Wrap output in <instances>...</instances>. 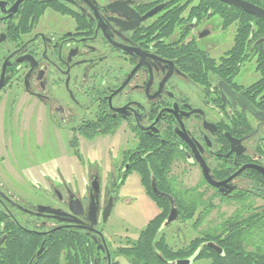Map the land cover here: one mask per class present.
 <instances>
[{
    "label": "flooded vegetation",
    "instance_id": "flooded-vegetation-1",
    "mask_svg": "<svg viewBox=\"0 0 264 264\" xmlns=\"http://www.w3.org/2000/svg\"><path fill=\"white\" fill-rule=\"evenodd\" d=\"M100 142L115 155L88 160ZM132 175L178 261L264 264V18L217 0H0V264H130L120 250L146 226L116 247L101 214Z\"/></svg>",
    "mask_w": 264,
    "mask_h": 264
},
{
    "label": "trees",
    "instance_id": "trees-1",
    "mask_svg": "<svg viewBox=\"0 0 264 264\" xmlns=\"http://www.w3.org/2000/svg\"><path fill=\"white\" fill-rule=\"evenodd\" d=\"M211 8L215 9L218 13L224 14L222 11L226 10L227 7L223 6L222 4L215 3L214 5H210ZM239 12V11H237ZM240 18L239 28H238V35L236 41H243L245 38L246 30H248V21L249 19L245 18V14L242 12L236 13ZM226 21V19H225ZM227 22V21H226ZM238 45L236 47V50ZM241 46L239 45V49ZM164 159L163 158H155L151 164V173L154 175L155 179L157 180L159 186H164L167 184L164 178ZM142 173V179L144 184L148 186L149 184V170L144 165ZM160 203H163L160 201ZM160 226V221L156 219L155 221L149 223L146 228L141 232L138 240L132 244L131 248L122 249L120 253L124 255L129 260L130 264H174L184 256L180 255L179 253H173L169 250L163 240H158L156 238L157 230ZM73 243L72 246L76 247V243L79 244V239L74 237L72 239L68 238L64 235H58V244L57 250L64 247V244ZM209 242V241H202ZM208 249H204L200 255V259H205L207 261H211L212 264H252V258L244 259H235L228 257L226 259L218 258L217 256L213 258V256L209 253Z\"/></svg>",
    "mask_w": 264,
    "mask_h": 264
},
{
    "label": "rangeland",
    "instance_id": "rangeland-1",
    "mask_svg": "<svg viewBox=\"0 0 264 264\" xmlns=\"http://www.w3.org/2000/svg\"><path fill=\"white\" fill-rule=\"evenodd\" d=\"M213 22L217 26L220 25V20L217 18H215ZM229 30L232 32H231V36L228 39V42L225 43L226 50L229 49L233 44V35H234L235 27H231ZM89 148L91 150L89 151V156H87L86 158H88V160L90 161L99 158L97 154L98 152L105 153L109 151L112 157L113 154L115 155V145H113L112 143L100 142L98 145L96 146L93 145L90 146ZM92 148H94V150H92ZM104 157L105 156H100V158H104ZM81 178H84V174L75 175L70 179H72V181L76 183L78 180L82 181ZM140 194H141V189L138 184V179L136 178V176L133 175L130 176V178H128L125 186L122 189H120V191H118L117 195L116 193L112 194L114 197L113 209L106 222L105 232L107 233L106 238L109 237V239L113 241L116 247L124 246L125 237H127V239L133 240L136 236L135 235L136 232L138 234L142 229H144L146 223L152 218L148 204L143 202L140 203V201L135 202V198L140 196ZM79 195L80 197L82 196L84 197L86 194L84 191H81ZM212 217L213 215L210 216L209 214L206 222H209V220H211ZM190 227L191 225H188L186 228L187 231H185L188 234V236L190 234L188 230ZM167 233H168L167 240L169 244H172L175 247H177L175 241L173 240L174 238L172 239V232L168 231ZM110 234L118 235V236L120 235L121 237L117 238V236L116 237L110 236ZM190 235L191 238H194L195 236L193 233H191ZM197 264H209V262L206 263L201 262Z\"/></svg>",
    "mask_w": 264,
    "mask_h": 264
},
{
    "label": "water",
    "instance_id": "water-1",
    "mask_svg": "<svg viewBox=\"0 0 264 264\" xmlns=\"http://www.w3.org/2000/svg\"><path fill=\"white\" fill-rule=\"evenodd\" d=\"M219 2H222L224 4H227V5H231V6H234L235 8H239L251 15H254V16H257V17H261V18H264V12L261 11L260 9H258L257 7L249 4V3H246V2H242V1H239V0H217ZM153 190L155 192V194L157 195H160L161 197H164L168 200H171V198L167 195H163V194H159L156 190V186H155V183H153ZM99 191H98V187H94V191L91 193V196H90V199H89V205H88V212H87V216H88V220L90 221V223L92 225H94L96 223V217H97V214H98V204H99ZM75 202V201H73ZM173 206V205H172ZM70 210H71V213L72 215L74 216H77L79 212H76L74 211L71 206H70ZM56 214H58L59 216L60 215H66L65 213H61V211H54ZM111 212V204H109L103 211H102V219H103V223L106 222L107 218L109 217V214ZM176 212V209L172 208L171 210V215L170 217L166 220V222L162 225V227H164L165 225L169 224L173 217H174V213ZM61 221H66V220H61ZM100 236L102 237V234H100ZM103 239V237H102ZM103 242H104V239H103ZM194 259L195 257H192L191 259L189 260H186V261H177L175 262L174 264H192L194 262Z\"/></svg>",
    "mask_w": 264,
    "mask_h": 264
}]
</instances>
